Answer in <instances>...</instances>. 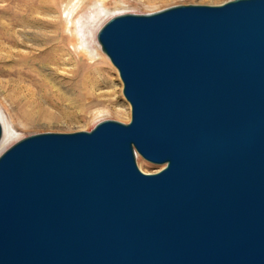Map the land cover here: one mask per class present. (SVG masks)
Listing matches in <instances>:
<instances>
[{
	"label": "water",
	"instance_id": "95a60500",
	"mask_svg": "<svg viewBox=\"0 0 264 264\" xmlns=\"http://www.w3.org/2000/svg\"><path fill=\"white\" fill-rule=\"evenodd\" d=\"M97 38L131 120L0 155V264H264V0L122 13Z\"/></svg>",
	"mask_w": 264,
	"mask_h": 264
},
{
	"label": "rangeland",
	"instance_id": "374dc122",
	"mask_svg": "<svg viewBox=\"0 0 264 264\" xmlns=\"http://www.w3.org/2000/svg\"><path fill=\"white\" fill-rule=\"evenodd\" d=\"M98 1L30 0L22 2L19 14L0 8V114L3 127H8L9 121L13 128L0 155L29 135L87 131L106 119L130 122L131 104L123 93L119 71L97 40L99 29L111 17L126 12L151 13L181 4L217 5L228 0H104L95 42L87 46L90 38H85L87 48L83 52L75 28L80 20L85 22L88 10ZM70 2L77 5L72 26L65 28L60 23L71 18ZM5 3L0 1V7ZM27 12H33L35 18L28 17ZM93 44L103 59L96 61ZM69 51L77 53L72 57ZM49 52L62 56L47 60ZM136 159L144 172H156L165 165L150 162L138 152Z\"/></svg>",
	"mask_w": 264,
	"mask_h": 264
},
{
	"label": "bare ground",
	"instance_id": "6f19581e",
	"mask_svg": "<svg viewBox=\"0 0 264 264\" xmlns=\"http://www.w3.org/2000/svg\"><path fill=\"white\" fill-rule=\"evenodd\" d=\"M0 1H7V4L5 3V5L0 7L1 10L5 11V12L12 11L13 13H18L19 14V12L21 10H23V8H21V4L23 5V3L29 2L30 0H0ZM76 5H77L76 3H72V2L69 3L68 9H71V15H70L71 18H70L69 22H67V20H66V22L60 20V22L62 21V23H60L61 26L65 27V28H69V27L72 26V15H73L74 11L76 10L75 9ZM90 9L91 10H88L90 13L88 15H86L85 18H84L85 22H82L80 20L78 22V24H77V27L75 28V31H76L77 35L79 36V46H80L81 51H83V52L86 51L87 46H89L91 42L92 43L95 42V38H96L95 29H96V26L98 24L97 23L98 22L97 19L100 17L101 13L103 14V10L105 9V1L104 0H99L98 2H96V5H93ZM29 13L28 12L26 13L28 17L35 18V16H33V12H29ZM120 14H122V13H120ZM47 22L52 23V21H47ZM69 24H70V26H69ZM85 38L86 39L90 38V42H86L87 46L84 43V39ZM97 40H98V38H97ZM58 42H60V41H58ZM98 43H99V41H98ZM56 45H58V43ZM99 45H100V43H99ZM91 47L94 48V56L96 57V61L103 59V54H101V52H99V50L97 49V45L93 44ZM100 47H101V45H100ZM74 52L77 53L76 51H74ZM74 52L69 51V53L72 55V57H74L73 56ZM83 54H85V53H83ZM57 55H58L59 59L62 56L58 52L57 53L56 52L55 53L54 52H49L48 54H46V59L49 60L50 58L55 57ZM0 116H1V114H0ZM1 121H2V117H1ZM7 123H8L9 126L7 127V125L5 124L4 127H3V136H2V138L0 140V151L6 145V142H7V139H8V134H10L11 131L13 130L12 126L10 125V122L8 121ZM2 124H3V121H2Z\"/></svg>",
	"mask_w": 264,
	"mask_h": 264
}]
</instances>
